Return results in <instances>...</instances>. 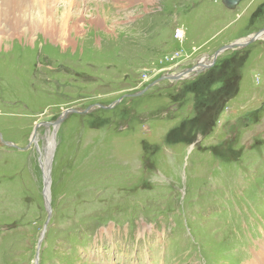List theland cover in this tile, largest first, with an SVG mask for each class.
<instances>
[{"label": "rangeland", "instance_id": "1", "mask_svg": "<svg viewBox=\"0 0 264 264\" xmlns=\"http://www.w3.org/2000/svg\"><path fill=\"white\" fill-rule=\"evenodd\" d=\"M46 6L0 33V264H264V37L213 60L264 0Z\"/></svg>", "mask_w": 264, "mask_h": 264}, {"label": "bare ground", "instance_id": "2", "mask_svg": "<svg viewBox=\"0 0 264 264\" xmlns=\"http://www.w3.org/2000/svg\"><path fill=\"white\" fill-rule=\"evenodd\" d=\"M46 1L55 3L63 0H0L1 35L6 37L11 32L26 33L36 30L37 19L35 15L44 16L43 18H45V16L49 15V12L52 13L53 11L52 6H46ZM23 24L26 25L24 26ZM6 26L14 31L8 30ZM47 159L45 161H47Z\"/></svg>", "mask_w": 264, "mask_h": 264}, {"label": "water", "instance_id": "3", "mask_svg": "<svg viewBox=\"0 0 264 264\" xmlns=\"http://www.w3.org/2000/svg\"><path fill=\"white\" fill-rule=\"evenodd\" d=\"M244 0H223L224 4L229 7V8H234L236 7L240 2H242ZM264 37V27L262 29H260L258 32H256L255 34L249 36L247 39L243 40V41H236V42H233V43H230L228 45H225L223 46L222 48L218 49L214 55H213V60L215 61V59L225 50H229V49H234V48H238V47H243V46H246L247 44L249 43H252L254 42L255 40H258L260 38ZM202 67H208L209 65H205V64H202L200 63ZM192 69H189L188 72H190ZM188 72H182L178 75H175V76H170V75H165L163 76L162 78H160L159 80H163L164 78H173V79H180L183 77V75L187 76V73ZM156 83V82H155ZM147 89H145L146 91ZM144 93V91H140L138 93H135L133 94L132 96H138V95H142ZM121 100V99H120ZM100 106V105H99ZM110 106H113L110 105ZM100 107H103V106H100ZM72 111H78L77 109H71ZM88 109H86L85 111H87ZM85 111H82V112H85ZM81 112V111H80ZM57 123V121H54V122H50L48 123L49 125H54ZM38 130V129H36ZM37 132V131H36ZM36 132L34 133L33 135V138L36 136ZM55 137V134L53 135ZM34 139H32V142H33ZM5 145H8V146H14L15 145L11 142H3ZM31 146V145H29ZM50 148H53V146L50 144ZM52 158V157H51ZM51 158L48 160L47 159V165H46V168H45V172H46V175H45V189H44V195H45V200H46V206H47V209L49 211V213L51 214V206H50V197H49V185H50V164H51Z\"/></svg>", "mask_w": 264, "mask_h": 264}, {"label": "built area", "instance_id": "4", "mask_svg": "<svg viewBox=\"0 0 264 264\" xmlns=\"http://www.w3.org/2000/svg\"><path fill=\"white\" fill-rule=\"evenodd\" d=\"M177 39H183L184 38V32H182L180 29H178L175 33Z\"/></svg>", "mask_w": 264, "mask_h": 264}]
</instances>
